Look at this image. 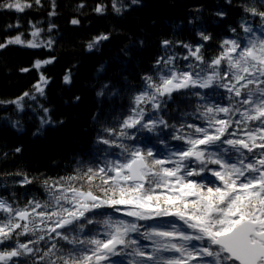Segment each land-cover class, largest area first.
<instances>
[{"label":"snow or ice","instance_id":"snow-or-ice-1","mask_svg":"<svg viewBox=\"0 0 264 264\" xmlns=\"http://www.w3.org/2000/svg\"><path fill=\"white\" fill-rule=\"evenodd\" d=\"M33 2L40 4V0ZM138 2L131 0V4ZM32 6L21 0H0V10L24 12ZM128 6L112 0L117 14ZM242 7L250 17L241 19L240 33L229 29L236 35L222 41L219 55L206 62L202 43L180 42L188 52L183 59L192 57L198 64L189 63L181 70L174 66L176 55L157 59L156 79L143 76L124 118L98 133L100 143L119 150L111 153L113 158L106 151L102 165L77 168L73 175L51 183L44 178L48 193L44 202L32 199L23 208L13 207L0 196V264H264V0H251ZM104 10L102 5L94 9ZM32 28L31 40L18 34L0 43V49L51 47V39L37 40L43 29L35 24ZM199 35L203 41L211 39L203 32ZM108 38L97 36L87 48ZM162 43L167 49L173 42ZM53 62L54 57L36 59L31 69H20L36 70L33 90L14 100H0V105L12 104L23 111L26 97L44 96L50 80L41 69ZM63 80L71 83V74ZM192 89L196 91L190 94L204 103L185 114L191 122L185 120L177 129L163 117L144 119L147 106L160 111L174 92ZM221 89V102H216L212 97ZM104 95L103 90L97 92ZM52 122L51 117L42 120ZM159 126L172 127L171 139L183 145L160 156L153 147L125 143L136 139L128 130L155 132ZM205 174L214 179L203 180ZM16 175L23 176L21 184L35 179ZM121 255L128 259H113Z\"/></svg>","mask_w":264,"mask_h":264},{"label":"trees","instance_id":"trees-1","mask_svg":"<svg viewBox=\"0 0 264 264\" xmlns=\"http://www.w3.org/2000/svg\"><path fill=\"white\" fill-rule=\"evenodd\" d=\"M21 2L33 6L24 12L0 11V43L18 34H23L25 41L31 40L33 24L43 29L38 39L45 43L51 39L53 43L51 47L37 49L20 45L0 49V100H14L24 92H31L38 74L34 69L29 72L20 69H31L36 59L54 57L53 63L41 69L50 80L44 96L37 94L35 100L26 97L23 111L12 104L0 105V196L13 207L23 208L28 200H47L44 178H49L51 183L58 177L73 175L77 168L83 171L102 165L106 151L113 158L111 153L119 150L100 143L98 133L103 126H116L124 118L130 97L139 90L143 76L152 75L156 79L157 59L176 55L174 66L181 70L189 63L198 64L192 57L183 59L188 52L180 42L192 46L202 43L201 55L206 62L219 55L222 41L236 35L229 29L235 28L240 33L241 19L250 17L242 5L251 0H231V3L228 0H139L137 4L118 0V6L129 5L121 14L113 11L112 0H40L39 5L33 0ZM81 4L84 7H79ZM97 5L104 6L103 13L94 11ZM52 12L55 15H50ZM218 12L226 15L218 16ZM73 19H78L79 24H72ZM255 23H259L258 18ZM201 32L211 39L203 41ZM102 34L109 38L89 50L87 44ZM164 40L173 43L165 49ZM160 67L163 68V62ZM68 73L71 83L66 84L63 77ZM105 84L109 86L107 89L102 88ZM101 90L105 95L97 96ZM191 91L196 89L174 92L160 111L147 106L144 119L163 117L177 129L185 120L191 122L185 114L204 103L192 96ZM200 91L211 93L212 89ZM110 92L118 95L111 96ZM223 92L219 90L212 99L221 102ZM44 108L49 111L45 113ZM47 117L53 122L42 123ZM128 131L136 139L125 143L153 147L160 156L183 145L182 141L171 139L172 127L159 126L155 132ZM16 148L20 151L16 152ZM16 173L35 179L31 184H21L23 176ZM168 219L171 218H164ZM20 240L26 242L25 237ZM141 243L150 245L148 241ZM40 246L43 247V242ZM122 256L113 259H128Z\"/></svg>","mask_w":264,"mask_h":264},{"label":"rangeland","instance_id":"rangeland-1","mask_svg":"<svg viewBox=\"0 0 264 264\" xmlns=\"http://www.w3.org/2000/svg\"><path fill=\"white\" fill-rule=\"evenodd\" d=\"M4 10H8V9H3V10H0V11H4ZM10 12H14L15 10H9ZM37 40L39 41L40 39H38L37 38ZM211 177V176H210ZM209 177H207V176H205L204 178H203V180H205V181H207V179H208ZM209 186H211V185H209ZM119 257V256H118Z\"/></svg>","mask_w":264,"mask_h":264}]
</instances>
